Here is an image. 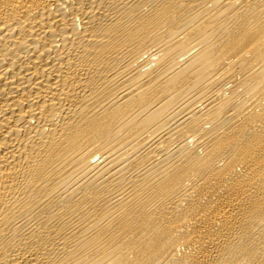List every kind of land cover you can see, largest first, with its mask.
Here are the masks:
<instances>
[{"label": "bare ground", "instance_id": "1", "mask_svg": "<svg viewBox=\"0 0 264 264\" xmlns=\"http://www.w3.org/2000/svg\"><path fill=\"white\" fill-rule=\"evenodd\" d=\"M0 264H264V0H0Z\"/></svg>", "mask_w": 264, "mask_h": 264}]
</instances>
